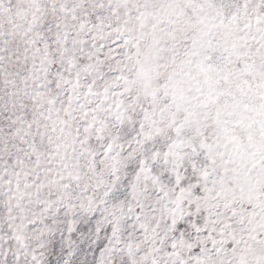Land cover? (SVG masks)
<instances>
[{
  "label": "snow or ice",
  "instance_id": "snow-or-ice-1",
  "mask_svg": "<svg viewBox=\"0 0 264 264\" xmlns=\"http://www.w3.org/2000/svg\"><path fill=\"white\" fill-rule=\"evenodd\" d=\"M0 264H264V0H0Z\"/></svg>",
  "mask_w": 264,
  "mask_h": 264
}]
</instances>
